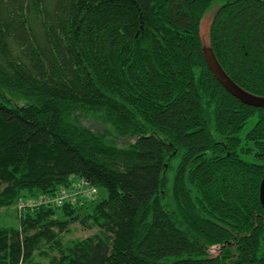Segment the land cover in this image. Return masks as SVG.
I'll use <instances>...</instances> for the list:
<instances>
[{"label": "trees", "instance_id": "obj_1", "mask_svg": "<svg viewBox=\"0 0 264 264\" xmlns=\"http://www.w3.org/2000/svg\"><path fill=\"white\" fill-rule=\"evenodd\" d=\"M206 51L264 101L263 0H0V208L97 192L0 227V264H264V105Z\"/></svg>", "mask_w": 264, "mask_h": 264}, {"label": "rangeland", "instance_id": "obj_2", "mask_svg": "<svg viewBox=\"0 0 264 264\" xmlns=\"http://www.w3.org/2000/svg\"><path fill=\"white\" fill-rule=\"evenodd\" d=\"M264 1V0H263ZM214 8V9H213ZM216 6L214 5L212 9L207 12L200 21V36L204 42V45H207V33L209 24L212 18V14L215 11ZM72 122L81 127H86L91 131L97 133L105 142L111 145L124 146L127 144V140L120 137L119 134L115 133L114 130L106 123H104L97 115L94 116H85L80 114H74L71 117ZM253 120H250L246 127L242 130L243 132L250 129L253 124ZM16 204L11 207L0 208V227H18L19 228V214L21 212L16 208ZM97 232L96 229L88 230L84 229L80 225L72 224L67 231L60 233L59 238L63 245L85 239L89 236L94 235ZM48 247V246H47ZM43 246L41 253L35 256V262L46 264L48 262V257L55 256V252H49L48 248ZM46 251V252H45ZM48 257H45V256Z\"/></svg>", "mask_w": 264, "mask_h": 264}, {"label": "built area", "instance_id": "obj_3", "mask_svg": "<svg viewBox=\"0 0 264 264\" xmlns=\"http://www.w3.org/2000/svg\"><path fill=\"white\" fill-rule=\"evenodd\" d=\"M96 193V190L91 188L88 183L78 181L72 189L52 197L40 196L37 198L22 199L17 202L16 208L22 213L24 211L38 210L46 206L60 207L66 203H76L80 198H92Z\"/></svg>", "mask_w": 264, "mask_h": 264}, {"label": "water", "instance_id": "obj_4", "mask_svg": "<svg viewBox=\"0 0 264 264\" xmlns=\"http://www.w3.org/2000/svg\"><path fill=\"white\" fill-rule=\"evenodd\" d=\"M206 62L208 65L209 70L213 73V75L216 77V79L220 82L221 85H223L228 92L235 98L241 100V101H249L250 104L254 106H262L264 105V101L260 99H248L247 96L242 93L236 86H234L222 73L218 65L216 64L213 55L210 51H206ZM259 200L260 203L264 209V177L260 183L259 188Z\"/></svg>", "mask_w": 264, "mask_h": 264}]
</instances>
